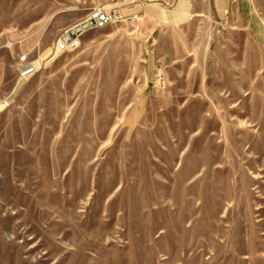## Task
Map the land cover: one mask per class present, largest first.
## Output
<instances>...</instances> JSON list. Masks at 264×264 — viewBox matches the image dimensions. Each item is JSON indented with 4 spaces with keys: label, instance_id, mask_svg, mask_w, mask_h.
Returning a JSON list of instances; mask_svg holds the SVG:
<instances>
[{
    "label": "rangeland",
    "instance_id": "374dc122",
    "mask_svg": "<svg viewBox=\"0 0 264 264\" xmlns=\"http://www.w3.org/2000/svg\"><path fill=\"white\" fill-rule=\"evenodd\" d=\"M131 2L138 20L56 52L64 28ZM200 5L0 0V264H264V78ZM154 30L182 62L148 60Z\"/></svg>",
    "mask_w": 264,
    "mask_h": 264
},
{
    "label": "crops",
    "instance_id": "0c3cea01",
    "mask_svg": "<svg viewBox=\"0 0 264 264\" xmlns=\"http://www.w3.org/2000/svg\"><path fill=\"white\" fill-rule=\"evenodd\" d=\"M200 1L201 3L206 1L209 3L211 15L216 20L217 47L220 48V17H222L229 21L239 33L247 37L248 46L252 48L248 61L253 63V70L247 71V74H244L243 77H256L257 75L253 74L259 71L262 75L261 78H264V0H183L184 6L176 7L173 11L178 16L202 13V7L199 6ZM122 10L126 14L141 13L140 4L135 2H131ZM155 32L156 30H154V39L151 45V53L148 54V60L156 62L158 58L157 61L169 64L182 62L185 56L184 46L179 43L175 46L162 44L160 38L155 37ZM214 69L215 67L212 68L211 74L209 71L207 72V78L215 77L218 79V85H220L219 59L216 61V71Z\"/></svg>",
    "mask_w": 264,
    "mask_h": 264
},
{
    "label": "built area",
    "instance_id": "2783aa9c",
    "mask_svg": "<svg viewBox=\"0 0 264 264\" xmlns=\"http://www.w3.org/2000/svg\"><path fill=\"white\" fill-rule=\"evenodd\" d=\"M138 18V13L126 14L119 7L94 9L75 24L62 30L55 50L59 53L75 50L81 45V39L85 33L103 29L116 23L135 21ZM36 71L37 67L35 64H26L22 68L21 76L29 77L35 74Z\"/></svg>",
    "mask_w": 264,
    "mask_h": 264
}]
</instances>
